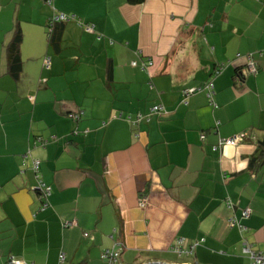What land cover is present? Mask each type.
Wrapping results in <instances>:
<instances>
[{
    "label": "crops",
    "instance_id": "0c3cea01",
    "mask_svg": "<svg viewBox=\"0 0 264 264\" xmlns=\"http://www.w3.org/2000/svg\"><path fill=\"white\" fill-rule=\"evenodd\" d=\"M60 13L72 18L56 53L47 22ZM263 139L264 0H0V264H108L115 245L122 264H252Z\"/></svg>",
    "mask_w": 264,
    "mask_h": 264
},
{
    "label": "built area",
    "instance_id": "2783aa9c",
    "mask_svg": "<svg viewBox=\"0 0 264 264\" xmlns=\"http://www.w3.org/2000/svg\"><path fill=\"white\" fill-rule=\"evenodd\" d=\"M72 16H67L63 13L60 14H55L52 17H50L51 20H69L71 19ZM92 26L89 25L87 27V29H91ZM151 64V63H149ZM247 68L249 71L251 72H255L256 71V66L254 64V62L252 61V58H248V62H247ZM201 87H190V88H186L183 89L182 91V102L183 103H187V98L190 94L194 93L195 91L200 90ZM204 89L206 90V94L208 97H211V93H212V83L208 82L205 86ZM162 111V107L159 105H155L151 108V112H160ZM82 114V112H77V113H69L68 117L72 118V119H78L80 117V115ZM203 137V136H202ZM244 134L238 136H232V137H227V138H222L219 140L218 144L219 146L223 145V144H235L238 142V140H240V138H243ZM38 160H35L33 163V167L35 169V171L38 170ZM38 193L40 195L41 198V202H42V206L46 205V201H47V197L50 194V186L45 185L41 180H38L37 182V188ZM145 203V197H140L139 200V205L140 206H144ZM228 206H231L230 202H227ZM242 216H247L248 215V209L245 208L241 211ZM236 221L234 219H229V223L230 225L234 224ZM72 224L71 222H68L67 225ZM241 226V225H239ZM84 235H87V233H84ZM195 244V243H194ZM116 246V245H115ZM112 247V248H106L101 252V258L106 260V262L108 264H122V263H118V256H119V251L120 248L119 247ZM193 245H190V248H192ZM171 250L177 252V253H189L190 250L189 249H185L182 247L181 245V241L176 242L175 244H173L170 247ZM250 257L252 260V264H264V253L261 252H254L251 251L250 252ZM4 264H24V262H22L21 260L14 258V257H8L6 259V261L4 262ZM58 264H66L65 262V256L63 253H61L59 255V259H58Z\"/></svg>",
    "mask_w": 264,
    "mask_h": 264
},
{
    "label": "trees",
    "instance_id": "16d2710c",
    "mask_svg": "<svg viewBox=\"0 0 264 264\" xmlns=\"http://www.w3.org/2000/svg\"><path fill=\"white\" fill-rule=\"evenodd\" d=\"M144 0H127L130 4H140ZM70 16V15H67ZM70 20V19H69ZM67 20H51L47 22V38L48 43L52 47L54 52H59L61 50L62 42V32L64 28V23ZM22 41V32L18 25H16L12 38L6 47V62L7 69L10 75L14 79H17L21 70L22 60L20 57V43ZM258 153L250 158V163H262L264 161V139L259 143Z\"/></svg>",
    "mask_w": 264,
    "mask_h": 264
},
{
    "label": "water",
    "instance_id": "95a60500",
    "mask_svg": "<svg viewBox=\"0 0 264 264\" xmlns=\"http://www.w3.org/2000/svg\"><path fill=\"white\" fill-rule=\"evenodd\" d=\"M148 264H165V263H159V262H152V263H148Z\"/></svg>",
    "mask_w": 264,
    "mask_h": 264
}]
</instances>
